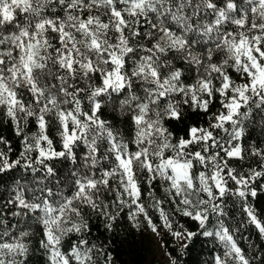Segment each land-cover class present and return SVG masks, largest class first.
Instances as JSON below:
<instances>
[{
	"label": "snow or ice",
	"instance_id": "6c2138e0",
	"mask_svg": "<svg viewBox=\"0 0 264 264\" xmlns=\"http://www.w3.org/2000/svg\"><path fill=\"white\" fill-rule=\"evenodd\" d=\"M185 105L205 126L174 138L166 125ZM254 109L264 113V0H0V110L20 143L12 155L0 135V264L38 250L46 264H95L93 213L110 230L127 207L156 232L145 186L165 227L156 188L219 242L215 264H264L240 243L241 224L264 240Z\"/></svg>",
	"mask_w": 264,
	"mask_h": 264
},
{
	"label": "trees",
	"instance_id": "16d2710c",
	"mask_svg": "<svg viewBox=\"0 0 264 264\" xmlns=\"http://www.w3.org/2000/svg\"><path fill=\"white\" fill-rule=\"evenodd\" d=\"M184 109L182 122L177 121L166 125L173 133L174 138L186 136V129L189 126H205L206 115L204 113L193 111L187 105L184 106ZM262 116H264V113L254 109L253 118L248 121V132L250 133L247 137L248 143L260 147H264V131L260 126ZM0 135L13 146L14 152L12 155L19 152V138L15 135L11 123L3 117L2 110H0ZM261 182L264 183V180ZM154 191L157 199L162 201L161 207L169 215L172 228L164 226L159 211L151 206L152 200L147 194V186L144 189L142 202L145 204L153 223L156 224V233L171 260L175 264H215V256L223 252L219 242L213 237L204 236L202 234L203 230L196 221L183 216L177 211V204L171 202V198L163 191V188H156ZM252 204L258 214H264V194L253 200ZM226 211L228 212L226 223L233 228L243 221L244 217L240 211L238 200L234 198L227 199ZM130 212L129 208H123L110 230L105 227L107 221L103 217H99L94 213L91 214L89 220L91 230L86 238L89 240L90 245H95V264H164L154 254L153 241L149 234L151 226L143 216L137 217L136 220L131 219ZM215 227V218H213L208 230L213 231ZM241 227L243 235L246 237V239L240 241L241 245L250 252L264 250V240L259 237L256 230L251 226L244 228L242 224ZM172 232H192L195 235L191 239H183V244L179 245L171 236ZM249 241L255 245V249L248 248ZM65 244L67 245V241ZM28 264H46V258L38 250L30 256ZM257 264H260V262L257 261Z\"/></svg>",
	"mask_w": 264,
	"mask_h": 264
},
{
	"label": "rangeland",
	"instance_id": "374dc122",
	"mask_svg": "<svg viewBox=\"0 0 264 264\" xmlns=\"http://www.w3.org/2000/svg\"><path fill=\"white\" fill-rule=\"evenodd\" d=\"M149 234L151 236V239L153 241V250H154V254L156 255L157 259L164 264H169L171 260L169 254L167 253V251L164 248L163 243L161 242L159 236L157 235L156 232L152 231V228H149ZM171 236L173 237V239H175L177 241V243L179 245L183 244V238H177L173 235V232L171 233Z\"/></svg>",
	"mask_w": 264,
	"mask_h": 264
}]
</instances>
